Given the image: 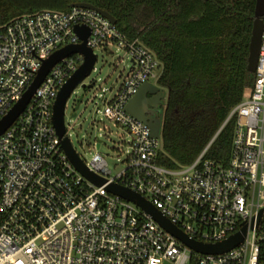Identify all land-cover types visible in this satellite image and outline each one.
<instances>
[{
    "label": "built area",
    "instance_id": "built-area-1",
    "mask_svg": "<svg viewBox=\"0 0 264 264\" xmlns=\"http://www.w3.org/2000/svg\"><path fill=\"white\" fill-rule=\"evenodd\" d=\"M76 27L90 29L87 46L96 64L97 50L113 48L131 60L115 95L106 98L108 89L95 95L102 99L95 118L102 115L129 137L119 159L124 168L114 174L102 154L85 160L76 151L87 169L105 180L100 186L63 149L54 104L84 56L64 58L0 136V264H264V32L250 93L222 127L235 118L229 157L206 158L221 129L194 163L173 169L161 161L163 135L154 137L150 126L127 110L143 85L158 86L162 62L97 10L43 9L0 25V121L55 52L83 42ZM64 137L70 139L67 125ZM110 185L142 196L190 241L216 245L238 233L243 241L223 253L199 252L140 205L110 192Z\"/></svg>",
    "mask_w": 264,
    "mask_h": 264
},
{
    "label": "trees",
    "instance_id": "trees-1",
    "mask_svg": "<svg viewBox=\"0 0 264 264\" xmlns=\"http://www.w3.org/2000/svg\"><path fill=\"white\" fill-rule=\"evenodd\" d=\"M258 0H0V25L43 9L70 11L89 3L117 20L162 62L158 84L169 91L161 161L169 168L196 161L250 93L248 69ZM236 120L221 130L206 158L227 159Z\"/></svg>",
    "mask_w": 264,
    "mask_h": 264
},
{
    "label": "water",
    "instance_id": "water-1",
    "mask_svg": "<svg viewBox=\"0 0 264 264\" xmlns=\"http://www.w3.org/2000/svg\"><path fill=\"white\" fill-rule=\"evenodd\" d=\"M72 7L97 10L98 12L102 13L105 17H107L111 22L117 24V20L113 15H111L105 10L95 7L92 4L76 3L73 4ZM255 16L256 19L253 26L248 58V69L253 74L257 71L260 49L262 44V36L264 32V0L257 1ZM76 33L83 42L78 45H69L63 49L58 50L45 62L43 68L39 72L38 76L36 77L29 90L26 92L24 97L14 106L10 113L2 121H0V136L16 121V119L25 110L31 98L34 96L37 89L45 80L46 76L51 71V69L64 58H67L74 54H81L84 56V63L59 92L57 100L54 104L53 121L57 133L60 139L62 140V147L71 162L84 176H86L88 179H90L97 185L101 186L105 184V180L91 173L87 169L85 164L82 162V160L76 153V150L72 145L70 139L68 137H64L66 134V104L75 89L79 85H82L86 90L92 87V85L86 86L84 84V81L87 79V77L92 74L97 61V57L94 54L93 50L87 46V40L90 36V29L87 27H76ZM158 93L163 94V96L165 97L167 92L165 90H161L160 87L157 85L147 83L143 85L138 94L133 97L127 108L128 112L131 115L150 126L152 130V135L156 138L161 137L164 118L161 116L158 118H152L150 116L148 110H150V107L152 105L148 102L147 98L148 95H154ZM83 99L84 95H82L78 99L75 111L80 108ZM73 116H76V113H74ZM108 190L114 194L121 196L126 200L135 202L136 204L140 205L149 214H151L153 218L157 222H159L168 232H170L171 234L182 240L184 243H186L188 246L199 252L207 254H219L231 250L243 241L244 235L241 233H238L235 236L231 237L229 240L216 245H203L190 241L175 225H173L165 216H163L157 208H155L152 204H150L139 194L118 185H110L108 187ZM245 233L246 229L244 230V234Z\"/></svg>",
    "mask_w": 264,
    "mask_h": 264
},
{
    "label": "rangeland",
    "instance_id": "rangeland-1",
    "mask_svg": "<svg viewBox=\"0 0 264 264\" xmlns=\"http://www.w3.org/2000/svg\"><path fill=\"white\" fill-rule=\"evenodd\" d=\"M98 62L94 71L84 81L86 86L95 83L90 89L79 85L71 95L66 109L68 136L77 153L89 160L95 153L102 154L114 174L124 168L119 159H123L121 149L129 139L126 131L106 120L102 115L95 118L96 104L102 99L96 94L103 93L106 98L116 94L124 83L131 60L126 52L113 48L111 53L97 50ZM84 95V101L73 116L78 99ZM101 142H100V141Z\"/></svg>",
    "mask_w": 264,
    "mask_h": 264
},
{
    "label": "flooded vegetation",
    "instance_id": "flooded-vegetation-1",
    "mask_svg": "<svg viewBox=\"0 0 264 264\" xmlns=\"http://www.w3.org/2000/svg\"><path fill=\"white\" fill-rule=\"evenodd\" d=\"M158 86L160 87L161 90H165L166 96L164 97L163 94L158 93L154 95H148V102L152 105L150 107V110H148V113L152 118H158V117H163L165 115V111L167 108V102H168V96H169V91L163 87H161L159 84Z\"/></svg>",
    "mask_w": 264,
    "mask_h": 264
}]
</instances>
